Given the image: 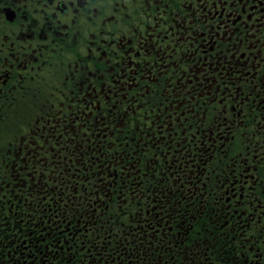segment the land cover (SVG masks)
Masks as SVG:
<instances>
[{"label":"flooded vegetation","instance_id":"obj_1","mask_svg":"<svg viewBox=\"0 0 264 264\" xmlns=\"http://www.w3.org/2000/svg\"><path fill=\"white\" fill-rule=\"evenodd\" d=\"M0 264H264V0H0Z\"/></svg>","mask_w":264,"mask_h":264}]
</instances>
